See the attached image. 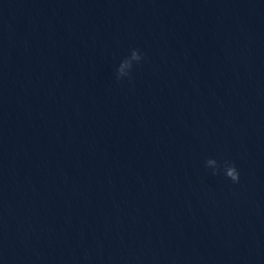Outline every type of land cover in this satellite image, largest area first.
Returning <instances> with one entry per match:
<instances>
[{"label":"clouds","instance_id":"clouds-1","mask_svg":"<svg viewBox=\"0 0 264 264\" xmlns=\"http://www.w3.org/2000/svg\"><path fill=\"white\" fill-rule=\"evenodd\" d=\"M143 59L142 54L138 49H132L128 57L124 58L116 68V79L117 81L122 80L125 77H130L131 69L134 63H139ZM205 166L211 168L212 174L217 175L221 169V165L216 159L209 158L205 161ZM223 173L233 183H239L240 173L235 163L225 160L223 162Z\"/></svg>","mask_w":264,"mask_h":264}]
</instances>
